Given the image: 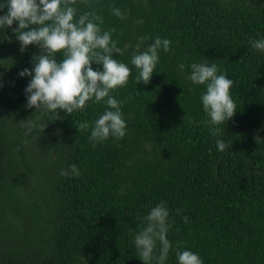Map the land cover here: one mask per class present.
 Wrapping results in <instances>:
<instances>
[{
  "label": "trees",
  "instance_id": "obj_1",
  "mask_svg": "<svg viewBox=\"0 0 264 264\" xmlns=\"http://www.w3.org/2000/svg\"><path fill=\"white\" fill-rule=\"evenodd\" d=\"M113 5L126 19L110 14ZM77 7L115 29L124 49L116 58L132 68L127 87L112 93L124 101L126 135L93 149L88 137L103 103L61 110L56 119L26 108L31 77L19 72L33 67L39 49L21 53L5 30L12 40L0 41V264H144L133 237L161 201L173 221L165 264H177V241L203 264H264V53L250 44L264 39V0H78ZM143 36L150 39L141 50L156 37L169 39L171 50H158L150 83L136 85L130 58ZM205 61L234 82L238 110L218 137L204 123L205 86L187 79L190 65ZM29 121L46 127L26 137ZM81 122L89 129L78 131ZM217 138L230 147L218 151ZM72 164L79 177L60 175Z\"/></svg>",
  "mask_w": 264,
  "mask_h": 264
},
{
  "label": "clouds",
  "instance_id": "obj_2",
  "mask_svg": "<svg viewBox=\"0 0 264 264\" xmlns=\"http://www.w3.org/2000/svg\"><path fill=\"white\" fill-rule=\"evenodd\" d=\"M88 5V0H79ZM78 0H3L0 3V41L12 36L5 31L11 28L19 42L20 52L29 46L39 49L32 54V68H24L19 76L31 77L26 88L25 107L36 112L53 113L55 119L63 110L65 115L82 112L89 102L105 105V110L91 124L88 137L95 149L97 144L107 141L110 137L116 140L126 135L127 122L121 110L124 101L117 100L112 93L127 87L132 68L121 62L116 55L123 56L124 49L113 39L115 29L104 30L103 18L93 10L78 13ZM7 9L4 12V9ZM111 15L124 20V12L113 5ZM16 23V27H12ZM150 37L138 38L130 64L136 70L134 83H150L152 74L159 63V51L169 52L171 41L156 37L144 50H141ZM253 49L264 53V39H252ZM63 59L58 60L57 55ZM115 54V55H114ZM93 63L98 66L93 68ZM183 70L185 65H179ZM220 73L215 63H192L187 79L194 85L205 86L201 94L202 109L207 119L204 121L213 137L223 134L221 125L235 116L238 110L231 97L233 80L227 74ZM24 135L42 133L45 125L29 121ZM78 131L88 130V122L76 125ZM36 130V134H33ZM27 143V140H25ZM218 151L230 147L224 140L217 138ZM60 175L79 177L80 169L72 164L68 169H61ZM182 210H177V215ZM185 223L188 218L183 217ZM143 227L134 235L133 242L137 257L144 264H165L172 243L167 233L172 226L170 212L166 203L161 201L151 207L149 212L140 217ZM159 252L157 254V246ZM182 242L176 243L177 264H203L198 253L181 250Z\"/></svg>",
  "mask_w": 264,
  "mask_h": 264
}]
</instances>
